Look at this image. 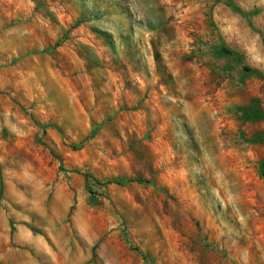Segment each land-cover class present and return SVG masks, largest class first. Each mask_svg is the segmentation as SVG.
<instances>
[{"label": "rangeland", "instance_id": "obj_1", "mask_svg": "<svg viewBox=\"0 0 264 264\" xmlns=\"http://www.w3.org/2000/svg\"><path fill=\"white\" fill-rule=\"evenodd\" d=\"M0 264H264V0H0Z\"/></svg>", "mask_w": 264, "mask_h": 264}, {"label": "trees", "instance_id": "obj_2", "mask_svg": "<svg viewBox=\"0 0 264 264\" xmlns=\"http://www.w3.org/2000/svg\"><path fill=\"white\" fill-rule=\"evenodd\" d=\"M226 51H228V53H232L230 50H226ZM247 70H250V71H253V72H257V73H261L259 70L252 69V68H247ZM125 181H136V182H139V183L149 182V180H147L146 178H142V177L125 178Z\"/></svg>", "mask_w": 264, "mask_h": 264}]
</instances>
